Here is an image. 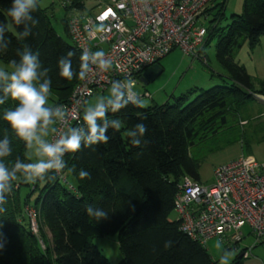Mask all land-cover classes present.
<instances>
[{"label": "trees", "instance_id": "16d2710c", "mask_svg": "<svg viewBox=\"0 0 264 264\" xmlns=\"http://www.w3.org/2000/svg\"><path fill=\"white\" fill-rule=\"evenodd\" d=\"M39 2L35 0L31 21L19 26L11 23L13 33L8 29L11 18L7 16L11 0H0V27L7 24L0 37V59L8 63L15 60L18 64L25 49L39 53L40 75L34 86L51 80L52 91L45 107L55 110L67 101L79 80L82 54L69 38L65 16L64 37L53 27L49 10ZM225 3L226 0L218 1L211 8L216 13L207 27L205 43L216 37V58L225 71L220 76L229 83L194 88L190 93L196 90L198 93L191 100L181 95L173 102L153 103L144 108H137L129 101L118 113H109L106 144L85 146L82 140L78 152L63 157V171L73 189L61 183L53 171L43 178L45 183L32 205L39 211L40 237L31 231L28 217L21 214V209L29 203L41 180L36 178L22 204L20 185L24 184V173L17 172V179L10 181L13 191L5 193L6 203L0 206L4 209L0 212V247L6 245L9 251L0 258V264H111L92 239L113 233L117 234L122 254L116 264H217L205 246L181 232L177 220L169 215L182 179L199 181V161L190 151L195 141L214 135L217 127L226 123L224 112L230 103L240 105L253 100L252 92L264 96V79L253 78L234 60V54L244 43L253 49L264 37V0H243L242 12L232 15L227 25L219 27L217 22L223 18ZM25 29L29 32L27 37L17 35ZM69 51L74 53L70 58ZM60 58L70 59L72 80L61 78L57 67ZM254 82L259 85L257 89ZM5 83L0 81V99L4 101L0 104V141L7 139L11 155L0 160L11 172L17 161L28 163V158L25 142L3 119L5 111L18 105L4 96ZM55 118L53 115L52 121ZM115 118L124 122L120 131H114L110 123ZM139 123L147 126V132L143 136H127L126 130L135 131ZM76 129L87 138L88 127L84 122ZM133 139H139L141 146H133ZM244 142L248 145L247 140ZM81 170L87 171L89 178L81 179ZM87 206L93 212H104L105 216L99 220L90 217ZM46 230L50 236L45 239ZM167 243L170 246L166 247ZM239 255L229 264H243Z\"/></svg>", "mask_w": 264, "mask_h": 264}, {"label": "built area", "instance_id": "2783aa9c", "mask_svg": "<svg viewBox=\"0 0 264 264\" xmlns=\"http://www.w3.org/2000/svg\"><path fill=\"white\" fill-rule=\"evenodd\" d=\"M81 2L60 0L69 38L81 54L88 53L89 67L67 101L57 106L65 115L54 119L48 143L79 127L87 100L105 91L110 82L119 81L128 99L135 94L132 85L142 72L175 48L204 60L202 49L208 36L204 21L218 0H98L91 13L80 6ZM98 50L104 51L103 59L111 61L108 71H101L99 61L93 59ZM53 172L73 189L63 169ZM23 210L31 231L37 234L38 209L26 203ZM173 211L178 229L204 246L208 240L219 238L231 248L246 232L253 244L263 243L264 162L244 155L215 166L209 183L184 177L175 194ZM249 252L250 247L244 251Z\"/></svg>", "mask_w": 264, "mask_h": 264}, {"label": "rangeland", "instance_id": "374dc122", "mask_svg": "<svg viewBox=\"0 0 264 264\" xmlns=\"http://www.w3.org/2000/svg\"><path fill=\"white\" fill-rule=\"evenodd\" d=\"M84 8L90 12L91 7L97 0H82ZM221 1V0H218ZM40 6L47 8L51 16V23L58 33L64 35L63 18L66 14L60 0H40ZM243 9V0H226L223 10V18L218 20L219 27H224L230 22L231 16L240 14ZM91 13V12H90ZM215 10L211 11L209 19L204 21V24L209 27L210 19L213 18ZM8 29L15 32L11 22L8 21ZM216 37H211L209 41L203 44L204 60L194 58L191 55L183 53L179 48H175L169 54L164 56L160 61L162 72L151 82L144 85L138 81L132 91L141 96L147 106L153 103L161 104L165 101L173 102L176 97L186 95L188 100H191L198 92L190 93L194 88L207 89L213 85L228 84V80L222 78L220 75H225L223 67L219 64L216 58ZM264 42V38L261 39ZM257 51L258 61L254 57L252 60V49L249 48L248 43H244L242 47L234 54V60L239 64L246 66L247 71L254 75L255 62H258L257 68L263 63L264 59V43ZM0 67L5 71L11 72L12 68L8 62L0 59ZM256 67V66H255ZM264 72V68L262 70ZM211 73L213 75H211ZM223 79V80H222ZM255 89L259 85L254 82ZM149 94L147 96L145 93ZM253 93V100L246 101L240 105L229 104L226 111V123L217 127L214 135L210 134L207 138L196 140L194 145L190 148L191 154L199 161V179L203 183L211 182L213 178L214 167L231 161L233 159L251 153L258 162H264V141L252 142L243 146L241 137H251L257 139L259 136H264V104L257 101L259 94ZM110 97V86L103 92L91 96L85 106L86 108L95 107L98 102L107 101ZM255 97V98H254ZM263 96H260L262 98ZM51 124L47 129H38L37 134L46 141ZM255 132H254V131ZM46 131V135H45ZM50 135V134H49ZM49 137V136H48ZM39 146L33 141L31 147H26V156L28 163L35 162L37 159H47L46 157H38L36 155ZM23 178V176H22ZM40 181L38 188L30 195L29 204L33 205L39 193V189L44 185ZM33 184L20 185V199L23 204L26 195L31 191ZM22 208V207H21ZM36 208V207H35ZM37 209V208H36ZM24 211L21 209V214ZM25 214V213H24ZM169 218L175 220L177 214L172 211ZM41 227L38 221L37 234L40 237ZM45 232V239L48 237L47 230ZM243 240V239H242ZM39 243L44 247L43 241L39 238ZM92 243L97 246L100 252L111 262L116 264L122 258L119 250L117 234H107L98 238H93ZM241 244V241L239 242ZM208 253L216 260L217 264H229L232 260V248H227L225 241L219 238H212L205 244ZM5 253H9L6 245L0 247V258Z\"/></svg>", "mask_w": 264, "mask_h": 264}, {"label": "clouds", "instance_id": "9594fccd", "mask_svg": "<svg viewBox=\"0 0 264 264\" xmlns=\"http://www.w3.org/2000/svg\"><path fill=\"white\" fill-rule=\"evenodd\" d=\"M35 10V0H11V6L7 9V16L11 18V23L19 26L21 23H26L32 20L30 15L31 11ZM37 23L33 21V24ZM7 27V24H4ZM4 27H0V37H2ZM28 30L18 36L27 37ZM39 53H32L30 50L25 49L21 55L20 62L17 64L15 60L9 62L12 68L11 72L5 71L0 67V81H6L3 92L4 96L13 101H17L18 105L14 110H7L4 112L3 119L7 122L12 130H14L17 137L25 142L26 147H31L33 141L39 146L36 155L38 157H46L47 159H37L32 163H22L17 161L12 171L9 172L5 164L0 160V206L6 203L5 193H11L13 188L10 181L17 179V172H23V183L36 184V178H40L44 182V177L50 171H57L64 169L65 163L63 157L66 153H75L81 149V141L84 140L85 146L96 145L100 143H107L109 137L105 135L109 120L107 119L109 113H118L121 109L125 108L129 101L137 108H144V99L137 95H129L125 99V91L121 89L119 81L110 82V97L105 104L103 100L98 102L95 107L86 108L83 113V122L88 127V136L85 139L81 132L72 128L69 134L62 135L55 143H48L41 139L37 134L38 129H47L48 125L53 123L52 117H63L65 113L61 112L60 108L53 110L52 108L45 107L48 102V95L51 89V80L46 79L39 87L34 86V81L39 79L38 69L40 61L38 59ZM68 57H72L74 53L68 52ZM105 53L103 50H98L93 53L94 61H99L98 67L101 71H108L111 67V61L103 59ZM80 72L77 79L83 80L88 71L89 55L84 52L81 55ZM60 69V76L65 80L73 79V71L71 61L68 58H60L57 63ZM45 69V73H47ZM125 89L128 88L126 84ZM135 87V84L132 85ZM114 97V98H113ZM4 101L0 99V104ZM66 107V106H65ZM146 119V118H145ZM100 121L101 123H97ZM111 125L114 131H120L124 127V122L120 118L111 120ZM147 126L144 123L135 125V131L132 129L126 130L127 136L135 137L137 134L143 136L147 132ZM45 131V135H46ZM131 144L136 147L141 146L139 139H133ZM11 155V148L8 147V141H0V158ZM81 179L89 178L87 171L81 170L79 172ZM87 214L99 220L105 213L102 211L93 212L91 206L86 207ZM4 211L0 207V212ZM170 246V243L165 245Z\"/></svg>", "mask_w": 264, "mask_h": 264}, {"label": "crops", "instance_id": "0c3cea01", "mask_svg": "<svg viewBox=\"0 0 264 264\" xmlns=\"http://www.w3.org/2000/svg\"><path fill=\"white\" fill-rule=\"evenodd\" d=\"M83 3V6H84V2H82ZM97 3H98V0L96 1V3L91 7V9H90V11H92L94 8H95V6L97 5ZM262 38H264V37H262ZM261 38V39H262ZM261 39H260V41H259V43L252 49V60H254L253 58L255 57L256 59H257V61H258V56H257V51H258V49H260L261 48V46H259V45H262V43H264V42H261ZM161 61H159V65L161 66V67H163L162 65H161V63H160ZM259 62V61H258ZM258 62H255V66H254V68L253 69H255V71H254V75H252L251 73H249L248 71V73L253 77V78H258V79H264V72L263 71H261L262 70V67L264 68V59H263V63H262V65H260V68L258 69L257 68V66H258ZM243 65V64H242ZM245 68H246V66L245 65H243ZM246 70H247V68H246ZM211 75H213L212 73H211ZM257 89V88H256ZM147 92V91H146ZM260 96H263V95H260L259 94V97H258V100L257 101H259V102H261V103H263L264 104V96L262 97V98H260ZM85 106H86V104H85ZM85 110V109H84ZM50 128V130H49V133H48V136H49V134L51 133V131H52V128H53V123H51V126L49 127ZM254 131V130H253ZM255 132V131H254ZM48 136H47V139H48ZM47 139H46V141H47ZM241 139L243 140V143H242V145L243 146H245V147H247V145H244V141H248L249 143H252V142H260V141H264V136H259L257 139L255 138V139H253V138H251V137H241ZM248 143V144H249ZM248 148V147H247ZM246 155H252L251 153H248V154H246ZM253 156V155H252ZM254 157V156H253ZM255 158V157H254ZM199 181H200V179H199ZM247 231V230H246ZM48 232V231H47ZM47 234H49V232L47 233ZM49 236H50V234H49ZM211 240V239H210ZM250 247V252H249V254H246V253H244V251L247 249V248H249ZM233 250H232V260L238 255V254H240L239 256L240 257H242V259H243V264H264V242L263 243H258V244H253V238H252V236L250 235V234H248L247 232H246V235H245V237L243 238V240L241 241V244H237L235 247H231ZM212 259L214 260V258L212 257ZM231 260V261H232ZM214 261H216V260H214Z\"/></svg>", "mask_w": 264, "mask_h": 264}, {"label": "water", "instance_id": "95a60500", "mask_svg": "<svg viewBox=\"0 0 264 264\" xmlns=\"http://www.w3.org/2000/svg\"><path fill=\"white\" fill-rule=\"evenodd\" d=\"M162 72V67L155 63L149 67H147L141 74L139 81L146 85L149 82L153 81L160 73Z\"/></svg>", "mask_w": 264, "mask_h": 264}]
</instances>
